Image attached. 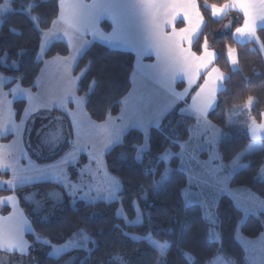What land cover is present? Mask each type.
Returning <instances> with one entry per match:
<instances>
[{
    "label": "trees",
    "instance_id": "trees-1",
    "mask_svg": "<svg viewBox=\"0 0 264 264\" xmlns=\"http://www.w3.org/2000/svg\"><path fill=\"white\" fill-rule=\"evenodd\" d=\"M3 1L0 0V4ZM197 1L205 26L194 42L193 50L201 54L206 45L215 51V65L227 76L208 119L221 129L219 151L222 162L229 169V163L248 148L251 139L244 126L239 124V133L236 126L228 123V114L253 98V105L246 114L261 120L264 112V59L254 43L234 40V31L244 22L240 13L229 12L216 19L205 5L222 6L230 0ZM10 5L12 11L3 16L0 26V73L11 78L5 84L6 89L19 82L23 87L35 90L43 65L39 59L43 32L57 19L59 0H11ZM103 25L108 29L105 23ZM258 35L264 44V28L258 29ZM229 48L237 51V69H232L227 59ZM68 54V46L57 41L44 57ZM134 62L133 53L98 42H93L81 56L75 73L82 70L84 73L77 93L86 98V110L94 121L104 122L120 112L122 99L132 86ZM24 107V100L14 102L17 120L21 119ZM195 124L194 117L181 114L179 107L173 109L159 126L149 130V148L142 152L141 158L138 154L145 139L143 132L131 129L123 136L122 142L105 155L108 170L122 183L120 201H73L62 186L50 182L14 190L0 187V199L15 193L32 222L33 232L27 234L31 245L26 258L34 264H122L118 257L125 260V264H157L161 258L164 264H205L219 251L236 264H247L245 252L236 240V231L239 229L248 238L258 237L264 230V214L245 216L228 195H222L217 206L221 236V243H218L210 239V224L204 217L202 206L185 202L183 193L188 187V176L180 167L177 153L181 144L189 140ZM168 149L174 152L170 160L172 171L164 178L166 164L160 156ZM62 154L38 157L37 160L51 163ZM80 160L76 167H69L74 181H77L78 169L86 160L85 156L82 155ZM241 163L243 166L231 176L229 185L248 188L264 198V180L260 179L264 165V139L262 147L244 156ZM0 177L8 178L9 173L0 172ZM44 188L50 189L46 194L51 189L62 192L59 203L47 199L49 210L35 206L29 199L31 192ZM135 204L141 210L142 222L127 224L118 216V209L122 206L127 218L134 220L137 216ZM2 212L9 213L10 208L3 207ZM82 234L90 238L89 250L75 248L57 258L50 256L49 245L36 240V236L44 237L60 245Z\"/></svg>",
    "mask_w": 264,
    "mask_h": 264
},
{
    "label": "crops",
    "instance_id": "crops-1",
    "mask_svg": "<svg viewBox=\"0 0 264 264\" xmlns=\"http://www.w3.org/2000/svg\"><path fill=\"white\" fill-rule=\"evenodd\" d=\"M4 3L11 4V0H4L0 5ZM205 5L216 19L229 12L240 13L244 22L234 31V40L254 43L264 59V44L258 35V29L264 28V0H230L222 6ZM7 13L0 15L1 20ZM204 26L197 0H59L58 17L43 32L39 51L43 65L35 82L36 89L24 88L19 82L4 88L11 95L13 107L16 100L25 101L21 120L17 122L23 120L28 107L34 111L33 116L52 111L65 117L72 146L89 141L80 150L86 155V162L95 163L90 145L97 154L105 156L122 142L129 130L139 129L145 138L146 132L149 134L152 127L159 126L177 107L183 115L194 116L200 112L208 118L227 76L215 65V51L206 45L201 54L193 50ZM57 41L68 46L69 54L45 58L48 48ZM93 42L135 56L131 89L122 99L120 112L104 122L91 118L86 110V98L77 93L84 70L76 74L75 69ZM227 59L232 69L238 68L235 48H229ZM0 80L7 83L11 78L0 73ZM13 92L18 97H13ZM239 122L251 139L249 146L255 143L260 149L264 139V112L260 121L245 114ZM8 136L0 135V145L11 142ZM26 150L24 144L21 157L17 158L22 168H25L23 160L28 158ZM8 153L14 157L13 151ZM6 206L10 208L9 213L2 212ZM32 232V222L19 198L15 194L3 196L0 199V257L28 260L31 244L27 234Z\"/></svg>",
    "mask_w": 264,
    "mask_h": 264
},
{
    "label": "rangeland",
    "instance_id": "rangeland-1",
    "mask_svg": "<svg viewBox=\"0 0 264 264\" xmlns=\"http://www.w3.org/2000/svg\"><path fill=\"white\" fill-rule=\"evenodd\" d=\"M9 11H12L9 3L0 5V15ZM1 24L0 18V26ZM5 84L0 80V135H9L8 137H11L12 140L0 145V172L9 173L11 178L7 180V178L0 177V187L14 190L36 183L50 182L62 186L65 192L73 198V201L74 199L90 203L120 201L119 193L122 190V183L118 176L113 175L108 170L105 156L97 154L96 150H93L95 149L94 146L90 145L89 149L93 154L92 159L95 163L84 161L78 169L77 181L72 180L69 167H76L81 161L82 150L80 147L87 146V143L90 142L82 141L79 146H72L67 119L63 116L54 115L52 111H42L33 116L34 111L28 107L23 120L17 122L19 120L15 118L11 95L4 90ZM21 95L28 98L25 94ZM13 97H18V93L13 92ZM253 102L254 99L249 98L245 104L238 105L228 114V123L231 126H236L239 133H241L239 121L245 116L246 110L252 107ZM188 113L191 114V112ZM191 116H195L197 123L190 130L189 140L182 143V147L177 153L180 158V167L188 176V187L183 193L184 199L187 205L199 203L202 206L204 217L210 224V239L221 243L217 206L222 195H228L245 216L264 214V198L248 188L229 185L231 176L243 166L241 159L248 153L258 150V146L252 143L248 149L234 159L235 161L228 165L229 169H227L221 160L219 151L221 129L200 112H196L194 116L191 114ZM237 131L233 133H238ZM148 139L149 134L146 132L145 141L139 147V158H141L142 152L149 148ZM24 141L25 143H23ZM24 144L27 148L28 158L23 160L25 168H22L17 158L21 157L20 153ZM12 151L13 158L9 157L8 153ZM59 152L63 154L57 159L59 161L56 160L57 162L54 161L53 164L41 163L37 160L38 157L50 158ZM173 156L174 152L171 149L166 150L160 156V159L166 164L164 178L172 171L170 160ZM260 179L264 180V165ZM48 190L50 189L44 188L42 191L37 189L29 194V199L35 206L49 210L46 201L52 198L54 202L59 203L62 200V192L58 189H51L46 194L45 192ZM43 193L46 195L44 196ZM48 196L49 198H47ZM135 206L137 216L134 220L127 218L122 206L118 209V216L122 217L127 224L141 223V210L137 204ZM235 236L245 252L247 264H264V230L258 237L248 238L238 229ZM36 240L49 245L51 248L50 256L54 258L75 248L89 250L88 244L90 242V238L85 234L74 236L60 245L53 244L44 237L36 236ZM187 257L192 261L194 260L189 254ZM118 258L122 264H125V260L121 257ZM164 263L162 258L157 262V264ZM0 264H34V262L32 260L0 257ZM205 264H236V262L228 258L223 252L217 251Z\"/></svg>",
    "mask_w": 264,
    "mask_h": 264
}]
</instances>
